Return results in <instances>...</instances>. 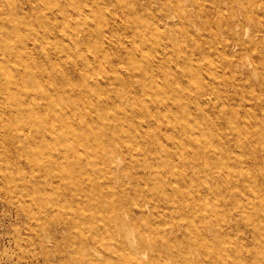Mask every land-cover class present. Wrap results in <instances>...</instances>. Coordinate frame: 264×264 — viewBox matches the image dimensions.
Here are the masks:
<instances>
[{
  "label": "bare ground",
  "instance_id": "6f19581e",
  "mask_svg": "<svg viewBox=\"0 0 264 264\" xmlns=\"http://www.w3.org/2000/svg\"><path fill=\"white\" fill-rule=\"evenodd\" d=\"M76 1H64L61 9L51 13L50 17L61 15L62 20L66 21L68 13H65L67 9L63 8H70ZM169 2L177 13L179 23H182L183 18L190 17L191 12H202L207 6L218 12L225 8L231 10L232 20L225 23L221 37L215 36L219 52L224 57L243 64L264 62V0ZM81 5L83 4L73 6L74 10H70L76 13ZM91 12L100 19L98 10L91 9ZM132 12L133 9L128 11L129 16ZM11 13L17 15L15 12ZM166 18L167 15H163L161 20ZM82 20L81 30H85L82 37L77 36V26L75 31H72L73 26L70 25H65L62 29L63 35L68 36L70 43L75 46L91 39L95 34L92 21L87 22L86 18ZM130 20H135L127 26L131 30L141 23L136 18ZM8 21L14 23V16L11 15L7 20L0 16V30L4 31L2 34L5 37L16 36L24 50L19 51L18 46L7 45L3 39L0 40V101H11L20 107L16 110L2 109L1 114L20 115L17 120L24 126L23 138L18 137L31 166L30 174L24 175L23 178L25 185L32 187V200L45 198L47 190L49 191L46 186L54 178L57 188L77 197L79 203L86 201L89 204L88 209L85 205V210H89L91 214L72 213L70 208L71 213H68L76 216L91 230L87 243L76 247L79 264H101L94 256L90 257L93 247L88 243L90 240H97L93 230L126 238H112L110 243H103L108 249L112 245L117 249L126 250L121 253L110 251L107 254L109 258L117 259L123 264H168L167 261L170 264H264V254L259 257L254 254L264 247V239L252 240V251L242 242L220 238L222 232L232 228L218 212L217 206L221 200L219 196H239L240 194L228 190L227 187L234 184L239 188L241 181L232 178L227 169V163L222 159L226 155L225 149L220 146L218 152L212 150L207 142L210 138L205 136L206 131L199 130L196 123L201 119L202 110L197 108L199 112L191 115L189 105L180 98L184 93L178 84H174L175 72L160 62L155 68V65H152L140 70L138 79L132 80L129 78L132 75L122 76L119 72L113 76L104 74L99 78L89 74L90 69L85 65L87 61L98 62V55L75 48L70 57L81 61L82 67L78 70L76 66L73 70L81 72L75 80L66 78L61 74L62 69L56 67V63L49 59L47 53L43 52V62H38L37 58L27 51L24 37L19 32L20 21L17 20L13 24L14 29L10 30L5 26ZM21 22L26 24L23 20ZM39 23H42L46 31L49 30L46 20ZM75 23L79 24L80 20ZM96 23L102 24L101 20ZM141 26L142 30L139 32L142 39L137 45L133 42L131 48L126 51L131 58L128 71L135 75L138 74V69L137 73L134 71L138 67L135 54L141 47L150 43L151 47L159 52V57L166 54V41L158 32L160 22H155V26L141 23L139 28ZM242 27L246 28L247 34L242 33ZM180 30L183 36H193L187 28ZM99 34L97 32L95 35ZM193 37L198 39L199 35ZM45 44V41H40L36 47L45 49ZM258 49L262 50L261 53ZM63 50L68 53L67 48L63 47ZM153 58L154 56H144L142 60L150 65L154 61ZM45 64L50 65L52 73L45 83H41ZM12 66H17L15 71ZM210 74L213 75V72ZM156 76L162 77V80H157ZM114 82L120 86L117 91L113 90ZM41 84L47 85V88H39ZM197 87L202 93L211 91L210 88L204 89L201 81H197ZM131 95H134L132 100L129 99ZM26 111L28 113H25ZM238 122L240 121L231 118L226 120L229 127L236 126ZM14 124L13 119L7 123L12 133L15 130ZM152 126H155L154 130H151ZM162 130L176 133L168 138L170 144L176 146L174 151H169L165 145L158 142L163 136ZM141 150L148 159L146 161L135 157V162L147 169L148 173H138V179L133 186L134 196L125 194L127 202L124 203L122 197H115L112 190L116 188L118 192L125 193L127 186L121 174H126L131 181L136 178V174L128 167L123 169L120 165L121 159L125 158L126 153L136 156ZM149 158L161 160L156 169H149L152 165ZM172 159H176L177 163H172ZM69 161L72 167L64 169L62 164ZM210 161H214L217 166L209 168L203 165L209 164ZM40 175L45 176L44 181ZM104 188L107 189L106 192H103ZM253 197L257 196L253 194ZM55 204V210L66 213L64 204ZM261 205L264 206L263 199ZM146 208L149 209L148 215L145 214ZM249 209L243 204L239 210L250 218ZM136 212L139 217H144V223L138 227L139 240L133 237L132 232L135 230L132 227L139 223ZM92 213L101 220L93 230V221L88 217L93 215ZM123 216H126L125 222L122 221ZM70 217L71 215L69 219ZM110 223H113L114 227H111ZM249 229L256 234L261 226L257 224ZM159 234L161 235L158 242L156 238ZM141 237H144L146 242H143ZM127 246L134 248L136 254H131ZM140 247H143V250ZM236 248L237 253L231 255L230 251H236ZM145 249L155 252V255L148 253L149 259H144Z\"/></svg>",
  "mask_w": 264,
  "mask_h": 264
},
{
  "label": "rangeland",
  "instance_id": "374dc122",
  "mask_svg": "<svg viewBox=\"0 0 264 264\" xmlns=\"http://www.w3.org/2000/svg\"><path fill=\"white\" fill-rule=\"evenodd\" d=\"M64 1L66 0H0V16L5 20L9 19L11 15L14 16V23L8 21L5 24L8 30L14 29L13 24L17 20L20 21L19 32L24 37L27 51L36 57L38 62H43L42 54L43 52L47 53L49 59L56 63V67L62 69L61 74L66 78L75 80L81 72L73 70L76 66L78 70L82 67L81 61L70 57L75 48L82 52H93L98 55V62L87 61L85 65L90 69L89 74L99 78L104 74L113 76L119 72L122 76L132 75L129 77L132 80L138 79L140 70L152 65H155V68L160 62H163L170 71L175 72L174 84H178L184 93L180 98L189 105L191 115L199 112L197 108L202 110L201 119L199 123H196L199 130L206 131L207 135L205 136L210 138V141L207 142L210 143L209 146L212 150L215 149L218 152L220 146L225 149L226 155L229 157L225 155L222 159L226 161L232 178L241 181L239 188H236L234 184L227 187L228 190L240 194L239 196L234 198L229 195L219 196L221 200L217 206L218 212L232 228L230 231L222 232L220 238L242 242L248 250L253 251L252 240L264 239V206L261 205L262 199L264 200V62L243 64L224 57L219 52L217 38L222 36L221 32L222 29L224 30L225 23L232 20L231 10L225 8L218 12L207 6L202 12L197 10L191 12L190 17L183 18L182 23H179L177 13L169 0H77L70 5V8H66V6L63 8L67 9L65 13H68L66 21L62 20L61 15L50 17L51 13L61 9ZM79 4L83 5L79 6L80 9L76 13L70 10H74L73 6ZM91 9L98 10L100 19L92 14ZM132 9L134 12L129 16L128 11H132ZM11 12H15L17 15ZM163 15H167V18L161 20ZM83 18H86L87 22L92 21L95 34L97 32L100 34L99 36L94 34L90 37L91 39L75 46L70 43L68 36L63 35L62 29L65 25H70L73 26L72 31H75V26H77L79 28L77 36L82 37L85 32L84 29L81 30ZM130 18H136L141 23L153 26H155V22H160L158 32L166 41V54L161 57L158 56L159 52H156L150 43L136 52L135 59L138 67L134 71L137 73L136 69H138L137 75L128 71V68L131 67V58L126 54V51L131 48L133 42L137 45L142 39L139 32L140 29L142 30V26L139 28L141 24L139 22L131 30L127 26H130L135 20H130ZM78 19L80 23L76 24ZM42 20L47 21L48 31L44 29L42 23H39ZM97 20H101L102 24L96 23ZM180 28H187L190 33H193V36L199 35V38L195 39L188 34L183 36L180 33ZM240 30L247 34L245 27ZM3 32L0 30V40L3 39L7 45L18 46L19 51L24 50L16 36L5 37ZM40 41H45V49H37L36 44ZM63 47L67 48L68 53H65ZM261 51L258 49L259 53ZM170 52L176 55H171ZM144 56H154V61L148 65L142 60ZM20 65L21 63L18 67ZM16 67L12 66L11 68L14 70ZM45 67L42 70L41 83H45L52 73L50 65L45 64ZM211 72L213 75L210 74ZM156 78L159 81L162 80V77L156 76ZM197 81H201L204 89L210 88L211 91L202 93L197 87ZM114 84L113 90L117 91L120 86L115 82ZM43 85L41 84L39 88L46 89L47 85ZM133 96L131 95L129 99L132 100ZM3 99L5 100L4 97ZM18 107L20 106L11 101L9 103L0 101V122L2 120L0 123V264H79L76 247L87 243V236L91 235V230L76 216L68 213L72 211V213L91 214L89 210H85V205L88 209L89 204L86 201L79 203L77 197L57 188L54 178L46 186L49 189L47 197L44 196L45 198L36 201L32 200V187H27L23 178L24 175L31 172V166L24 155L23 144L19 140V137L23 138L25 133L24 126L20 124V120H17L20 115L1 114L2 109L14 108L16 110ZM228 118L240 122L234 127H229L226 123ZM12 119L13 124L15 123L13 133L7 126V123ZM154 128L155 126H152L151 130ZM161 133L163 136L158 142L165 145L169 151H174L176 146L170 144L168 138L176 133L169 130H162ZM138 153L136 156L126 153L120 163L123 169L128 167L133 171L136 178L131 181L126 174H121V178L127 186L125 193L118 192L116 188L112 190L115 197H122L124 203L127 202L126 195L134 196L133 186L138 179V173H148L147 169L135 162V157L147 161L148 156H145L142 150ZM149 161L152 164L149 169H156L161 160L150 159ZM172 163H177V160L172 159ZM203 165L209 168L217 166L214 165V161ZM62 167L64 169L72 167L71 161L63 163ZM216 170L220 171V169ZM40 177L44 181L45 176L40 175ZM106 191L107 189L104 188L103 192ZM253 194L257 197H253ZM245 197H251V199H245ZM56 202L65 205L66 213H60L59 210L54 209ZM243 204L250 208V218L240 212V206ZM145 211V214L148 215L149 209L146 208ZM258 214L263 216L260 217ZM88 217L93 221V230L101 220L97 219L94 214ZM136 219L139 223L136 226L131 225V227L135 226L132 227L135 229L132 231L133 237L139 240L138 227L144 223V217H139L136 212ZM252 219H256V221H252ZM125 220L126 216H123L122 221L125 222ZM151 221L154 220L151 219ZM257 224L261 226V229L254 234L249 228ZM110 226L114 227L113 223H110ZM92 233L97 240L89 241L88 244L93 247V250H90L92 254L89 256L91 258L94 256L100 260L101 264H123L117 259L109 258L107 254L110 251L121 253L126 250L124 248L117 249L112 245L108 249L103 246V243H110L113 239L126 240V238L95 230ZM161 234L156 238L158 242ZM142 240L146 242L144 237ZM128 248L131 254H136L134 248ZM140 249L143 250V247ZM94 250L96 252H93ZM237 251L238 248L236 251L232 249L230 254L234 256ZM145 253L144 259H149L148 253L155 255V252L148 249H145ZM242 253L244 254V251ZM254 254L258 257L262 256L264 247ZM167 263L170 264L169 261Z\"/></svg>",
  "mask_w": 264,
  "mask_h": 264
}]
</instances>
